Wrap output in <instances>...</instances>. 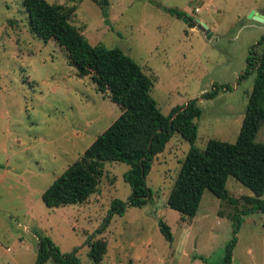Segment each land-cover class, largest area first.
<instances>
[{
    "label": "rangeland",
    "instance_id": "1",
    "mask_svg": "<svg viewBox=\"0 0 264 264\" xmlns=\"http://www.w3.org/2000/svg\"><path fill=\"white\" fill-rule=\"evenodd\" d=\"M48 1L73 8L72 22L93 45L131 55L154 79L152 95L164 114L196 100L203 111L196 119L197 147L205 149L211 138L237 140L257 75L254 69L247 73L248 57L264 35V21L250 14H264V0ZM170 7L184 10L189 22ZM198 19L211 29L210 38ZM222 85L216 97H203ZM121 113L90 76L78 75L65 48L31 31L24 0H0V264H36L39 236L63 254L76 253L82 264H94L91 239L108 243L99 264L222 261L234 237L235 208L208 189L193 221L168 205L191 148L178 132L154 160L147 178L153 196L146 205L112 213V201H128L132 193L124 178L130 165L119 161H106L99 189L88 201L45 204L46 189ZM257 141L264 142V124ZM227 187L235 197L255 195L233 176ZM245 207L241 202L240 209ZM159 219L170 225L173 242ZM236 235L233 264H264V213L242 215Z\"/></svg>",
    "mask_w": 264,
    "mask_h": 264
},
{
    "label": "trees",
    "instance_id": "2",
    "mask_svg": "<svg viewBox=\"0 0 264 264\" xmlns=\"http://www.w3.org/2000/svg\"><path fill=\"white\" fill-rule=\"evenodd\" d=\"M24 6L31 31L45 42L54 39L65 48L78 75L90 76L97 89L122 109L121 115L46 189L45 204L59 207L88 201L99 189L106 161H119L130 165L124 178L131 185L132 193L128 201L115 198L111 203L112 213L122 215L128 206L146 205L153 196L147 178L154 160L178 132L191 143V148L182 161L168 205L188 222L196 217L207 189L233 206L234 237L226 245L219 263L233 264L241 216L256 211L264 213V142L257 141L264 124V35L251 48L248 57L247 73L254 69L257 75L239 137L235 142L211 138L206 148L200 149L195 145L196 119L203 111L196 100L175 107L169 115L164 114L152 95L155 84L152 76L122 48L90 43L83 30L72 22L73 8L48 0H24ZM167 10L179 18L190 19L184 10L173 7ZM223 87L208 91L203 97L214 98ZM230 176L255 195L233 196L227 187ZM241 202L246 206L244 209H240ZM159 223L165 238L173 242L170 225L163 219ZM105 228L106 225L98 231ZM39 239L36 264H45L50 259L53 264H82L76 253L63 254L50 238L39 236ZM88 245L90 258L99 264L108 252L107 240L91 239Z\"/></svg>",
    "mask_w": 264,
    "mask_h": 264
},
{
    "label": "water",
    "instance_id": "3",
    "mask_svg": "<svg viewBox=\"0 0 264 264\" xmlns=\"http://www.w3.org/2000/svg\"><path fill=\"white\" fill-rule=\"evenodd\" d=\"M102 1L106 5L109 4L108 0H102ZM250 17L254 18L256 20H259V21H264V14H261L260 12H257V11H252L250 14ZM184 19L186 20V22H189L187 17H184ZM197 21H198L197 25L199 26V28H201L207 34V36L210 38L212 36V32H211V29L208 27V25L204 22H200L199 19Z\"/></svg>",
    "mask_w": 264,
    "mask_h": 264
},
{
    "label": "built area",
    "instance_id": "4",
    "mask_svg": "<svg viewBox=\"0 0 264 264\" xmlns=\"http://www.w3.org/2000/svg\"><path fill=\"white\" fill-rule=\"evenodd\" d=\"M200 9H197V11H199Z\"/></svg>",
    "mask_w": 264,
    "mask_h": 264
}]
</instances>
